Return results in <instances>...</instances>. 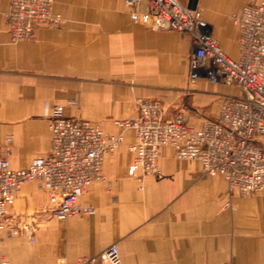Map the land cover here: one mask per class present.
Returning a JSON list of instances; mask_svg holds the SVG:
<instances>
[{
  "label": "crops",
  "instance_id": "obj_1",
  "mask_svg": "<svg viewBox=\"0 0 264 264\" xmlns=\"http://www.w3.org/2000/svg\"><path fill=\"white\" fill-rule=\"evenodd\" d=\"M177 1L195 6L209 35L237 60L231 16L263 0ZM8 7L3 0L0 160L14 170L50 153L54 106L118 134L120 123L138 119V100L161 102L168 119L174 109L191 110L198 125L205 119L200 108L214 111L206 94L239 95L204 72L193 77L191 38L134 20L125 0H55L64 25L41 26L35 42L23 43L11 40ZM135 137L124 131L123 145L105 160L106 180L83 197L94 215L54 219L46 190L25 184L8 211L9 227L21 234L0 240V264H82L115 244L122 264H264V192L231 196L223 178L177 159L172 148L161 152L160 176L140 181L130 171ZM259 143L264 147V138Z\"/></svg>",
  "mask_w": 264,
  "mask_h": 264
},
{
  "label": "built area",
  "instance_id": "obj_2",
  "mask_svg": "<svg viewBox=\"0 0 264 264\" xmlns=\"http://www.w3.org/2000/svg\"><path fill=\"white\" fill-rule=\"evenodd\" d=\"M3 0H0V7ZM5 14L14 43L35 42L41 26L60 27L65 18L55 11V0H8ZM134 20L152 30H173L188 35L194 46L192 73H206L239 89L222 99L216 119L194 124L184 111L167 118L159 101L138 100L139 117L120 123L136 132L128 150L133 155L131 174L142 181L159 177L160 156L172 148L179 160L197 161L204 174L221 177L229 195L264 192V0L251 3L231 16L239 31V58L229 57L210 35L198 11L177 0H125ZM1 9V8H0ZM51 151L35 158L27 169L14 170L0 160V240L21 234L9 227V208L27 183L38 182L48 195L51 217L67 220L94 215L82 204L89 188L106 180L105 160L124 143V131L112 134L89 120L65 117L61 106L50 116ZM122 264L118 245L82 264Z\"/></svg>",
  "mask_w": 264,
  "mask_h": 264
},
{
  "label": "rangeland",
  "instance_id": "obj_3",
  "mask_svg": "<svg viewBox=\"0 0 264 264\" xmlns=\"http://www.w3.org/2000/svg\"><path fill=\"white\" fill-rule=\"evenodd\" d=\"M206 96H208L211 99H213L212 106L214 108V111H209L206 108H200V110H201V113L203 114L202 115V119H204V118L206 119L207 118V119H210L211 120L214 117L215 118L217 117L218 110L220 108V104H221L223 98H222L221 94H206ZM179 111H184L189 116V118H190L191 121H194V118L195 117L197 118V116H194L193 115V112L191 110H186L185 108H179V109L177 108V109H174L173 110L174 113L175 112H179Z\"/></svg>",
  "mask_w": 264,
  "mask_h": 264
},
{
  "label": "water",
  "instance_id": "obj_4",
  "mask_svg": "<svg viewBox=\"0 0 264 264\" xmlns=\"http://www.w3.org/2000/svg\"><path fill=\"white\" fill-rule=\"evenodd\" d=\"M189 9H196V8H195V6H194V7H192V6H189Z\"/></svg>",
  "mask_w": 264,
  "mask_h": 264
}]
</instances>
